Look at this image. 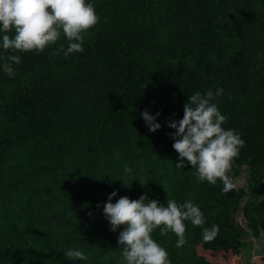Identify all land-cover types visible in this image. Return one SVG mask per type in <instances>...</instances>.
Listing matches in <instances>:
<instances>
[{
  "label": "trees",
  "instance_id": "16d2710c",
  "mask_svg": "<svg viewBox=\"0 0 264 264\" xmlns=\"http://www.w3.org/2000/svg\"><path fill=\"white\" fill-rule=\"evenodd\" d=\"M94 6L100 20L85 33L83 52L65 57L58 51L67 47L62 35L42 52L17 53L22 63L13 77L0 71V264H74L63 256L68 248L85 254L75 264H116L124 226L110 231L102 212L113 190V203L144 193L164 204L191 199L205 227L219 226L204 242L202 228L186 221L180 248L173 233L154 230L171 264L240 254L249 234L264 228V0ZM206 59L216 61L214 68ZM224 75L222 83H239L249 95L225 90L214 101L227 117L224 127L245 141L231 169L237 187L227 193L219 181L197 183L191 165L176 167L169 135L175 130L165 123L182 119L188 96L215 91ZM145 110L161 113L154 133L140 116ZM125 162L134 177L121 175Z\"/></svg>",
  "mask_w": 264,
  "mask_h": 264
},
{
  "label": "clouds",
  "instance_id": "9594fccd",
  "mask_svg": "<svg viewBox=\"0 0 264 264\" xmlns=\"http://www.w3.org/2000/svg\"><path fill=\"white\" fill-rule=\"evenodd\" d=\"M99 20L94 0H0V71L13 77L15 65L22 63V57L17 53L42 52L56 44L62 35L67 40V47L61 44L58 51L65 57L83 52L85 33ZM4 53L9 54L5 56ZM223 92L224 89L219 87L215 91L193 92L183 104L182 119L165 123L175 130L169 135L174 140L172 148L178 153L176 167L183 168L186 163L191 165L197 183L206 181L216 185L219 181L221 191L227 193L237 187L231 169L245 141L239 132L224 127L227 117L214 102ZM160 115V112L151 114L146 110L140 113L149 132L161 128L157 122ZM121 175L134 177L135 169L125 162L121 166ZM118 179L129 185L122 178ZM116 196L117 191L113 190L102 208L110 231L124 226L117 237V244L122 249L116 264H171L167 249L153 238L157 228L161 235L173 233L177 248L186 243V221L202 228L204 242L212 241L218 235L219 226L205 227L204 213L191 199L183 203L167 199L164 204L144 193L138 199L122 196L113 203ZM63 256L74 264L86 259L79 248H68Z\"/></svg>",
  "mask_w": 264,
  "mask_h": 264
},
{
  "label": "rangeland",
  "instance_id": "374dc122",
  "mask_svg": "<svg viewBox=\"0 0 264 264\" xmlns=\"http://www.w3.org/2000/svg\"><path fill=\"white\" fill-rule=\"evenodd\" d=\"M224 60H220L219 64L223 65ZM206 63L214 68L213 64L216 63V61L206 59ZM217 66V65H215ZM225 77L221 79L220 86H215L219 88H223L224 91H232L234 93H239L240 97H244L246 94L247 96L248 93L247 91L240 85L239 83L232 84L228 86L226 83H222L224 80L227 79V76L224 75ZM249 77V74L246 75ZM249 80V79H248ZM247 80V83L249 81ZM222 84V85H221ZM249 85V84H248ZM235 86L239 87L241 92L238 91H233L231 88H235ZM252 87V86H251ZM245 128H248V125H245ZM244 131V130H242ZM262 167L263 165H259ZM246 178L245 172H241V175L237 178V182L239 185L244 184V179ZM260 200L264 204V177L262 178V184L260 188ZM238 223L243 224L242 220V215L241 212L238 214ZM249 238L247 239V243L242 247L240 250V254L233 255L232 252H218L215 257L213 256H208L209 261L211 264H263L264 263V228L257 230V234H249Z\"/></svg>",
  "mask_w": 264,
  "mask_h": 264
}]
</instances>
